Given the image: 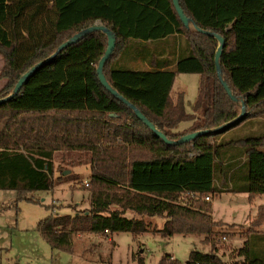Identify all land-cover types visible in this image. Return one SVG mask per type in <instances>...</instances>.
Returning <instances> with one entry per match:
<instances>
[{
	"label": "trees",
	"instance_id": "obj_1",
	"mask_svg": "<svg viewBox=\"0 0 264 264\" xmlns=\"http://www.w3.org/2000/svg\"><path fill=\"white\" fill-rule=\"evenodd\" d=\"M179 1L194 24L224 39L222 76L245 102L246 116L240 122L187 143H164L101 84L97 66L108 41L100 31L63 50L18 95L0 104V191L16 193L11 206L39 203L33 194L52 190L56 181L68 178L70 168L91 171L83 185L91 193L89 208L74 216L52 213L38 224L53 249L70 251L74 234L209 236L223 223L213 219L211 201L204 197L230 191L248 194L253 202L264 195V135L230 136L243 123L264 120V0ZM97 22L116 37L104 66L108 83L168 139L216 129L240 114V104L231 100L217 74L218 41L186 28L172 0H0V79L6 81L0 99L33 66ZM176 38L186 46L171 43ZM136 41L146 52L147 70L128 66ZM181 73L200 76L193 113L185 109L184 93L178 99L172 94ZM101 138L123 143L100 149ZM241 158L248 175L236 187L230 166ZM217 165L226 185L215 176ZM183 195L189 200L182 201ZM127 212L141 219H129ZM143 217L164 218V228L151 229ZM262 225L264 206L251 221L254 229ZM248 244L233 252L230 263L213 255L205 263L186 264H264V256H252ZM160 264L180 263L163 258Z\"/></svg>",
	"mask_w": 264,
	"mask_h": 264
},
{
	"label": "rangeland",
	"instance_id": "obj_2",
	"mask_svg": "<svg viewBox=\"0 0 264 264\" xmlns=\"http://www.w3.org/2000/svg\"><path fill=\"white\" fill-rule=\"evenodd\" d=\"M179 45L184 48L185 40L181 39ZM0 65L1 71L3 66L1 57ZM199 81L198 74L177 75L172 94L178 99L181 94L176 95L178 88L184 90L185 109L188 113H193ZM5 83L4 79H0V90ZM262 135L264 120L260 119L243 123L230 134L235 138ZM110 140L101 138L97 146L100 149L112 150L123 143L120 138ZM230 167L233 170L229 175L235 186L240 187L246 183L248 168L244 164V159L237 160ZM66 173L65 176L69 175L68 178L61 182L56 181L52 190L33 194L39 201L37 204L20 201L16 207L11 206L16 193L0 191V264H138L140 259L144 264H160L163 258L175 259L180 264H186L205 263L213 255H218L224 262L230 263L233 260L232 256L236 257V253L233 252L246 247V242H249L248 247L252 256H264L261 254L264 253V225L257 229L251 226V221L257 217L259 207L264 206V195L249 202L248 194L230 191L210 196L213 219L222 222L223 225L214 227L209 236L175 234L167 237L159 232L144 233L137 237L131 233L74 234L70 251L53 249L38 230L39 222L52 213L60 216L71 215L90 206V190L83 188V185L90 181V169L70 168ZM215 176L222 184H227L219 175V165L215 168ZM57 177L58 174L55 178ZM229 185L231 187L230 182ZM181 200L186 202L189 199L183 195ZM125 216L129 219L140 218L131 212H127ZM143 218L151 223V229L162 230L166 222L161 217ZM206 238H209L208 242H205Z\"/></svg>",
	"mask_w": 264,
	"mask_h": 264
},
{
	"label": "water",
	"instance_id": "obj_3",
	"mask_svg": "<svg viewBox=\"0 0 264 264\" xmlns=\"http://www.w3.org/2000/svg\"><path fill=\"white\" fill-rule=\"evenodd\" d=\"M174 8L179 16V18L181 19L182 23L184 24V26L186 28H194L196 31L203 33L207 36H211L213 38H215L219 45H218V49L216 51L215 54V65H216V70H217V74L218 77L224 87V89L226 90L227 94L229 95V97L231 98V100L235 103H239L240 104V114L238 115V117L231 121L228 122L216 129H212V130H206V131H198L195 133H191L188 134L178 140H170L168 139L160 130H158V128L151 123L143 114L142 112L134 105L132 104L130 101H128L126 98H124L121 94L118 93L117 90H115L107 81L105 75H104V66L106 64V62L108 61V59L110 58V56L112 55L115 46H116V37L113 34V32L111 30H109L107 27H105L104 25L98 24V25H93L90 26L84 30H82L81 32L77 33L76 35H74L72 38H70L69 40H67L66 42H64L62 45H60L57 50L51 55L49 56L47 59L39 62L38 64H36L35 66H33L29 71H27L18 81V83L16 84V86L14 87L13 91L11 92V94H9L7 97L0 99V104L4 103L10 99H12L13 97H15L16 95H18L22 89V87L25 85V83L27 82V80L38 70L40 69L42 66L46 65L47 63H49L50 61H52L59 53H61L63 50H65L66 48H68L69 46L79 42L80 40H82L84 37H86L88 34L93 33L95 31H100L102 32L104 35H106L107 37V41H108V47L104 53V55L102 56V58L100 59L98 66H97V73L99 76V80L101 82V84L105 87V89L107 91H109L114 97H116L118 100H120L121 102H123L126 106H128L136 115V117L142 121L158 138H160L164 143L169 144V145H179L182 143H187L190 141H193L194 139H196L199 136L205 135V134H210V133H214V132H219L222 131L228 127H231L233 124L238 123L242 120V118L244 116H246V106H245V102L242 99H238L234 96V94L230 91L228 85L226 84V82L223 79L222 76V69H221V65H220V58L222 56V52H223V48H224V39L222 37H220L219 35L213 34L210 31H206L201 29L200 27H198L196 24H194V22L192 20H190L185 14L183 9L180 6V1L179 0H172Z\"/></svg>",
	"mask_w": 264,
	"mask_h": 264
},
{
	"label": "crops",
	"instance_id": "obj_4",
	"mask_svg": "<svg viewBox=\"0 0 264 264\" xmlns=\"http://www.w3.org/2000/svg\"><path fill=\"white\" fill-rule=\"evenodd\" d=\"M100 24V22H97L96 25ZM176 40V42H175ZM172 39L171 40V43H176V45L179 44V40L176 38V39ZM139 41H136V43H134V47H132V50L130 51L128 57H127V62H128V66L133 69V70H147L149 67L145 61V54L146 52L141 48L143 47L142 44L140 43H137ZM145 44H148V43H144ZM168 41H166V53H169V49H168ZM146 47V46H145ZM1 66V65H0ZM164 69H161V72L163 71ZM177 78V76H176ZM176 81V79H175ZM175 81H174V84H175ZM173 90H174V85H173V88H172V93H173ZM179 93H185L183 89L181 88H178L177 92H176V95L179 94ZM75 213L73 212L71 214V216H74ZM199 263V262H198Z\"/></svg>",
	"mask_w": 264,
	"mask_h": 264
},
{
	"label": "built area",
	"instance_id": "obj_5",
	"mask_svg": "<svg viewBox=\"0 0 264 264\" xmlns=\"http://www.w3.org/2000/svg\"><path fill=\"white\" fill-rule=\"evenodd\" d=\"M193 197H195L196 199H200L199 195H193ZM203 199H204V201H207V202L211 201V197L210 196H206ZM223 239H225V237Z\"/></svg>",
	"mask_w": 264,
	"mask_h": 264
}]
</instances>
